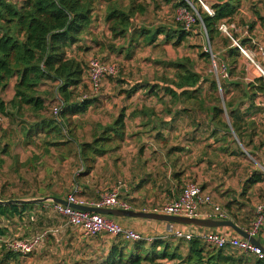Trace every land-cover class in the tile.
Returning <instances> with one entry per match:
<instances>
[{"label":"trees","instance_id":"trees-1","mask_svg":"<svg viewBox=\"0 0 264 264\" xmlns=\"http://www.w3.org/2000/svg\"><path fill=\"white\" fill-rule=\"evenodd\" d=\"M210 1L212 2L210 3ZM260 1L264 3V0ZM193 2L196 4L199 16H196L193 29L186 30L176 20L177 25L169 26L153 25L136 28L132 24L138 16L146 14L151 6L155 10L161 9L164 4H172L176 9L179 6L190 8L185 0H127V2L126 0H0V120L10 119L11 123L20 124L19 131L24 143H34V137L42 134V143L46 147L75 145L83 167L79 176L90 175L99 158L118 152L127 138L126 120H138L144 129L140 133H154L153 139L158 148L153 151V154L156 155L159 149H164V156L175 169L172 172L175 191L173 193L169 188L170 199L177 198L187 182L191 181H186L184 187L180 189L184 183L182 179L184 171L179 170L178 165L182 162L183 156L190 152V149L180 144L168 147L170 137L165 136L166 132L174 131L175 122L183 114H189L190 111L195 110L203 112L209 117V123L213 125L211 136L216 138L218 152L245 156L244 153L247 151H244L243 147L231 148L232 143L236 144V140L232 138V134H227V131L230 133L232 130L239 142L255 156L251 146L256 147L257 150L264 147V138L262 137L259 144L256 145V137L264 135V124L259 118H252L251 115L255 109L256 98L259 95L264 96V77L261 76L250 82L240 78L244 77V71L240 67L244 53L234 44L233 39L238 40L248 52L256 51L257 55L263 57L259 52V46L264 47L263 42L257 40L253 32L258 22L264 31V11L251 7L250 12L256 19L253 17L247 20L241 13L245 0H209L213 15L205 11L198 0H193ZM102 3L105 6L99 8ZM101 10H104L105 22L108 24L112 39L115 41L127 40L128 43L127 46L124 43L122 46L112 43L108 48L120 55L125 53L127 59L133 57L137 47L135 44L138 45V41L141 39L146 45L163 43L178 46L192 34L195 26L200 31L204 30V26L207 37L212 43L221 39L223 46L227 47L222 56L224 61L222 64L226 66L228 76L224 78L219 72L221 66L218 65L217 56L214 57L215 61L213 62H216L218 66L219 81L214 75L215 72L201 74L194 71L191 68L192 61L189 59L162 62L165 67L174 71L173 77L161 78L160 81L156 80L155 82L147 81L143 85L139 82L132 83L134 85L121 95L126 100H133L139 91L144 90L142 96H146L145 98L156 97L159 100L158 102L162 106V110L159 112H167L169 115L166 117L171 116L169 121L164 118L161 123L158 122L157 104L150 103L149 105L154 106L147 107L145 104L137 105L135 103L134 106L137 105V107L134 109L140 110H134L127 114L129 111L123 107L112 123L105 126L98 124L100 131L93 133L91 141L78 142L73 131V127L76 125L75 118L86 113L91 106L100 101L99 95L98 97L96 94H90L84 97L82 94L86 91L91 92L88 65L83 54L90 51L94 44L101 49H105L108 45L107 37L104 36L105 40L103 38L101 40L99 34L94 31L93 24L97 23L95 20L99 18ZM97 11L98 13H96ZM239 18V23L241 20L249 22L246 30L249 32V36H240L238 29L241 25L236 26V21ZM222 23L230 26L229 31L232 37L224 34L219 28ZM161 36L164 37L160 40ZM256 54L255 57H257ZM200 57L209 60L211 54L202 49ZM257 58L259 60V57ZM261 61L264 64V61ZM118 74L105 78L103 82L117 77ZM48 81L56 84V101L51 105V114H47L48 99L43 96L44 91L41 90L42 85ZM12 82L14 83L12 85L14 93L12 98L6 101L2 94ZM114 82L118 83V81ZM123 83L119 80V84ZM231 92L236 94L228 97ZM101 96L105 98L104 95ZM166 97H169L170 100L168 105L165 104ZM247 103L249 106L244 112L242 108ZM175 105L176 110H174ZM56 106L59 108L57 114L54 113ZM27 112L35 115L34 118L38 119L34 122L27 120ZM225 112L230 118V125L224 120ZM190 123L197 128L192 132V135H197L201 125H195L196 122ZM6 136L7 130L3 131L1 135L0 144ZM146 145L154 148V145L150 143H146ZM8 147L9 144L5 143L0 153H8ZM3 163L4 160L0 157V166ZM261 163L264 164L263 161ZM143 165H146V162H143ZM263 175L262 172L255 171L245 180L242 196L246 200L248 199V202L252 197L249 191L254 185L264 181ZM74 181L75 183L79 182V177L74 176ZM77 194L85 199L81 193L77 192ZM43 195L62 198L58 192ZM0 199L7 198L0 197ZM263 201L264 198L260 203ZM47 202L49 203L46 206L52 208V202ZM42 204H0V221L11 220L16 215L22 217L24 212L41 208ZM231 205L232 203H229L222 207L228 212L231 219L241 227L250 230L253 224V222H249L253 214L251 213L254 209L253 205H244L246 208L247 205L252 206V209L244 212L241 219L239 213L233 210ZM43 208L44 206H42ZM7 231V227H0V238L6 237ZM263 232L264 228H260L257 234L260 235ZM80 233L83 235L84 241L86 240L84 244L90 246L81 249L78 252L79 258L72 264H264V259L241 252L237 248L217 247L200 238H192L187 241L176 238L169 232L164 236L150 238L143 236L141 240H131L105 233L96 236ZM107 236H111V238ZM98 241L100 245L96 246ZM34 253L22 254L14 251L9 248L8 241H6L1 244L0 264H21L20 258ZM44 264L71 263L64 258V262Z\"/></svg>","mask_w":264,"mask_h":264},{"label":"rangeland","instance_id":"rangeland-1","mask_svg":"<svg viewBox=\"0 0 264 264\" xmlns=\"http://www.w3.org/2000/svg\"><path fill=\"white\" fill-rule=\"evenodd\" d=\"M193 1V0H191ZM127 2V0H126ZM212 1H210L211 3ZM105 4L102 3L99 8L104 7ZM194 6L196 7V4L194 2ZM251 7L253 9L260 8L262 11H264V3L260 0H245L243 10H246L248 12L251 11ZM176 8L173 7L172 4H164L161 9L155 10L153 6H151L146 14L138 16L133 21L135 22L134 27L138 28L140 26H146L150 27L153 25H177V22H175V14H176ZM98 13V11L96 12ZM193 14H199V11L192 9ZM101 18V20L99 19ZM99 18H97L95 21H97V24L94 25V31H96L99 35V38L104 39L106 36L108 42V45L105 49H101L100 47H97L95 44L93 45V48L88 51L87 53L83 54V58L85 59L86 64L88 65L89 61L92 58H99L101 60H107L109 62L116 63L119 67V74L115 78H110L106 82H103L101 88L97 93L86 91L82 94V96H89L90 94H96L100 101L95 103V105L91 106L89 110L81 115H78L75 118L76 125L73 127L74 131V137L78 142H84V141H91L93 139V133L100 131L98 128V124L101 125H107L112 123L115 118L119 115L121 112V109L124 107L129 111L127 114L131 113L134 110H140V109H134L137 105H143L145 104L147 107L154 106L149 105L151 104H157L160 107L158 108V112L162 110V106L159 100L156 97L152 98H145L146 96H142L144 93V90L139 91L133 98V100H126L123 94L125 90H129V88L134 85L132 83L139 82L141 85L146 83L147 81L155 82L156 80L160 81L161 78L167 79L173 77L174 71H172L170 68H167L164 66L162 62H167L170 60H191L192 69L198 73L206 74L208 72H215L214 75L216 79L219 81L218 73V66L216 67L213 60H212V53L216 56V50L215 43H212L205 32V30L200 31L196 26L195 30L192 31V34L180 45L173 46L172 44H163L160 43L159 45H146L142 39L139 40V44H135L137 47L135 48V53L131 59H127L125 57V53L120 55L116 52H112L108 46L109 44H116V46H122L124 43L126 46L128 45L127 40H113L112 36L110 34L108 24L105 22V13H100ZM247 19V18H245ZM240 18L234 23L236 26H239L240 24L241 28V34H243V31L245 32L248 29V23L241 20V23H239ZM249 20V19H247ZM182 26L181 23H178ZM235 26V27H236ZM224 34H226L224 32ZM243 36H245L243 34ZM164 36L160 37V40ZM221 38V37H220ZM262 39V38H261ZM105 40V39H104ZM219 42H221V39H217ZM90 42V41H89ZM88 42V43H89ZM159 42V41H158ZM263 45H264V41ZM217 46V45H216ZM206 50L211 54V59L206 60L204 58L200 57L201 50ZM214 51V52H213ZM212 52V53H211ZM251 56L255 58V60L259 63H261L264 67V64L262 61L258 60L257 57H255V54L250 52ZM218 60V59H217ZM86 65V66H87ZM217 65V64H216ZM219 65V64H218ZM221 71V69H220ZM119 80L123 81V84H119ZM114 81H118L114 82ZM13 83V82H12ZM5 90V92L2 94L4 99L6 101H9L13 96V88L12 84ZM119 84V85H118ZM55 87L56 84L48 81L44 85H42L41 90L44 91L43 96L47 98L48 103V113L51 114V105L56 101L55 100ZM126 97L127 94L124 93ZM101 95H104L105 98H102ZM92 96V95H91ZM102 98V99H101ZM165 104H169V97H166ZM137 104L134 106V104ZM149 105V106H148ZM144 107V106H143ZM174 110H176V105L174 106ZM154 108V107H153ZM173 110V111H174ZM175 114V111H174ZM169 115L167 112L161 113L159 112L158 122L161 123L163 119L165 118L167 121L171 119L170 117H166ZM35 115H32L30 112H27L26 119L29 121L34 122L38 118H34ZM224 120L230 125V118L228 116V113L225 112L223 115ZM127 123H135L137 124L138 120H126ZM190 122H196L195 125H201L199 130H201L205 136L207 137V140L209 139L216 140L215 137L211 136L213 125L209 123V117L206 116L203 112L199 111H190V113H185L175 122L176 125H178V130L174 132H166V134L169 135L170 139H173V141H169V146H174L178 144H182V141L186 137L187 134L190 132V126H187L191 124ZM167 123V122H166ZM19 125L17 123H11L10 119L0 120V137L3 133V131L7 130V136L4 141H1V148L4 146L5 143L9 144L8 153H0V157L3 158L4 163L2 166H0V197H6L8 200L16 197H31V196H39L44 197L43 194H50L54 191H57L59 193H62L63 195H66V197L73 193L78 191V193H81V195H84V198L86 199L88 195L90 196H96V198H100V195L107 191L109 188L113 187L114 185L118 184L119 181H122L119 179V176L117 174H113V172H110L111 168L109 167V161L102 158L101 161H97L95 170L92 174L87 176H79V173L82 168L81 161L77 155V148L73 144L64 145L60 147H46L42 143V134L40 136L34 137V143H24V139L22 138V134L19 131ZM142 130L140 129V132ZM227 131V130H226ZM222 133V132H221ZM154 134V133H152ZM174 134V135H173ZM227 134H232V138L236 140V144L232 143L231 148H241L243 147V150L247 151L245 152V156H240L241 160H238L236 163L235 161H229L228 158L224 157V161L221 162V159H223V152H218L215 148V145H208L207 151L213 152L214 154H220L219 162H220V169L222 171H225V165H231L232 162V174L231 176H238L235 181L241 180L247 172H255L260 171L264 174V164L261 163V161L264 162L263 152L264 147L259 148L257 150L256 147L251 146V150L255 153V156L252 155L248 149H246L237 139L235 133L230 130V133L227 131ZM174 136V138L172 137ZM143 141L139 143V146L142 144H145V142L150 143L151 145H156L155 140L153 141L148 140L147 136L144 135ZM11 137V140H10ZM264 138V135H258L256 137V145L259 144L260 138ZM232 140V139H231ZM135 139H129L124 142L122 147H128L127 152L129 150H134L136 147H132L134 144ZM167 143V145H168ZM185 144V143H183ZM137 146V152H139V149L144 150L145 156H150L151 153L146 154V150L143 146ZM150 149L153 151L155 150L152 148V146H149ZM48 148V151H47ZM133 153V152H131ZM155 155V154H154ZM99 160V159H98ZM110 160V159H109ZM236 164V165H235ZM98 165V167H97ZM236 167H235V166ZM238 165V166H237ZM97 168V169H96ZM249 168V169H248ZM248 169V170H247ZM117 171V169H115ZM228 172V170H227ZM251 172V173H252ZM74 176L79 177V182L75 183ZM114 176V177H113ZM264 176V175H263ZM242 177V178H241ZM241 178V179H240ZM193 181V180H191ZM186 180L183 185L180 186V189L184 187ZM189 182V181H188ZM195 182V181H193ZM240 182V181H239ZM245 182V180H244ZM256 194L252 195L250 194L251 200L249 199V203L254 202V197L256 198L255 204L253 205V211L252 218L249 221L254 222L256 218V206L260 201L264 198V184L260 185L257 190ZM38 197V198H39ZM37 198V197H35ZM44 203V202H42ZM252 207V206H251ZM247 205V209L251 208ZM252 209V208H251ZM34 216L40 217L38 220H41V225L38 224L37 219L32 220L30 219L27 222V226L25 229V234L20 235V231L18 230L15 234V236H12L8 234L6 237L0 238V251H1V244L5 243L8 240L13 239H28L32 237L33 235L37 234H45L46 238H49V234L54 231V229H60L59 232H54L53 234H57L56 238L52 237V241L50 242L49 246L52 248L57 247L58 249H62V253L60 252H54L53 249L48 254V258H46V261L48 263H57V262H64V258L69 260V263L72 264L77 258L78 254H75L72 252V248H68L69 244L65 243L63 239H61L64 236H67L70 233H76L80 234L78 230H76L73 226H71L67 219L62 216H58L52 208H49L48 205L42 209L37 208L34 209ZM42 216L47 217L51 220L49 222L47 219L42 218ZM35 223V224H34ZM6 222L5 220L0 221V227L3 228L5 226ZM43 224V225H42ZM28 228V230H27ZM261 228H264V225L261 226ZM27 230V231H26ZM28 232V233H27ZM111 238V236H107ZM150 238V237H149ZM262 243L264 244V237L261 239ZM64 241V242H63ZM44 243V242H43ZM34 254H31L27 257L20 258L21 264H42V259H38L39 254L42 252V246L38 251H34ZM42 258V254L40 255ZM15 264V263H14Z\"/></svg>","mask_w":264,"mask_h":264},{"label":"crops","instance_id":"crops-1","mask_svg":"<svg viewBox=\"0 0 264 264\" xmlns=\"http://www.w3.org/2000/svg\"><path fill=\"white\" fill-rule=\"evenodd\" d=\"M103 11L104 10H101L102 13ZM241 13L244 18H247L250 20L254 17L256 19V17L253 15L252 12H248L242 9ZM99 19L101 20V18ZM95 23L96 22H94L93 25L97 24ZM240 29L242 28L240 27L238 29L240 36H243V34L245 35L247 33L248 35H245V36H249L248 31L247 32L243 31V34H241ZM253 33L256 35L257 40L259 41L264 40V31L259 22ZM215 47L217 48L216 56L219 62L218 64L221 66L222 63L224 62L222 60V56H223V53L226 52L227 47H224L223 44L219 41L215 42ZM253 52L254 54H256V51H253ZM256 56L259 57L260 61L261 60L264 61V56L260 57L257 54ZM240 67L244 71V77H240V78L244 81L250 82V81L255 80L256 78L261 77L255 65L251 62V60L245 54H244L242 61H240ZM12 84L14 85V83ZM234 94L236 93L231 92L228 97H231ZM248 106H249L248 103L243 106L242 109L244 112H246V109ZM159 107L160 105L158 106V108ZM259 108H262V109H259ZM251 116L252 118H256V117L259 118L260 121L264 124V96L259 95L256 98L255 109L253 110ZM141 125L142 124L140 121L137 124L135 123V125L134 123H127L126 140L135 139V142L132 145L133 148L136 147L134 150H129V152H127L128 147H122L118 152L114 154L106 155L104 156L105 158L101 157L98 160V161H101L102 158H104L109 161L108 165L111 168L110 172H113V174H117L119 176V179L124 182V187L121 189L122 199L128 201L135 210H143L144 208H149L157 203L162 204V202L166 201L167 199H170L169 197L171 194L169 193V188L172 190L173 193L175 191V181H174V177L172 176V172L175 171V169L172 168V166L168 162L169 160L164 156V149H159L156 155H154L153 154L154 150L152 151L149 146L142 144L140 146H143L145 148L146 154L151 153V155L145 156L144 150L142 148L139 149V152H137V146H139V143L143 141V137H145L144 135L147 136L148 140L153 141V134L140 133V129L144 131ZM187 126H190L191 130L189 134L186 135L181 145H184L185 147L190 149V152H188L187 155L183 156L182 162H180L178 165L179 170L184 171L183 176H182L183 181L185 180L195 181L201 186L204 192L210 193L214 197L215 201L221 204L222 206L232 203L231 208L235 210L237 213H239V215L241 216L240 217L241 219L243 217L242 215L244 214V212L248 210L246 206L244 205L249 203L248 199L246 200V198H243L242 196L244 185H245L244 180L248 178V176L251 174L253 170L250 172V174L249 172H247V174L243 178L241 177L242 179L240 178L241 179L239 180L240 182L239 181L236 182L235 179L238 176L236 177L231 176L232 162L230 166L225 165V169H224L226 170V173H225V171H222L220 169L221 168L220 162H219L220 154H214L213 152L208 153V151L206 150L207 149L206 146L212 145V144H214L216 148L217 146L216 141L212 139H209L208 141L205 134L199 129H198L199 130L198 134L193 136L192 132L197 129L196 126H194V124L187 125ZM177 130H178V125L175 124L173 132L175 133ZM173 135L172 137L174 138ZM165 136L169 138L168 134H166ZM170 141H173V139H170ZM157 148L158 147L154 145V149L156 150ZM222 154H223V159H221V162L224 161V157L228 158L229 161L231 159V161L233 160L236 163L238 162V160H241L239 155H234L231 153H222ZM234 159H238V160H234ZM143 162H146V165H143ZM115 169H117V171ZM262 184H264V181L254 185V187L249 191V193L256 194L257 188ZM53 193H57V191H54ZM48 195H51V193ZM60 195H62V198H66V195H63L62 193H60ZM35 197H39V196L37 195V196H31V197H16V198L31 199ZM247 198L249 197L247 196ZM256 198L254 197V202L252 201L251 205L255 204ZM85 200L87 202L92 203V202L97 201L98 198H96L95 195L94 196L88 195V197ZM47 203L49 202H44L42 206L45 207ZM33 213H34L33 210L31 211L29 210V211L24 212L22 214V217H19L16 215V217H14L11 220L10 219L5 220L6 222L5 227L8 228L7 235L10 234L12 236H15L16 235L15 233L18 230L20 231L19 232L20 235L25 234L27 222L30 220V217L32 220L37 219L38 224L41 225V220H38L40 217L34 216ZM109 217L118 221L123 226L132 228L140 232L146 238L153 237V236H164L168 234V230L171 226L180 227L183 225V224L177 225L175 223L170 224L169 222L146 219V218H135V217H126V216L125 217L109 216ZM42 218L47 219L49 222H51V220L48 219L47 217L42 216ZM200 229L202 231L213 230V231H219L223 233H232V234L235 233L229 227H222V228L200 227ZM59 230L55 228L54 231H52L49 234L48 236L49 238H46L44 243L42 244L41 254H42V260H44L42 261V264L48 263L46 261V258H48L47 255L50 254L52 249H53V253L54 252L62 253V249L60 251V249H58L57 247L53 246L51 248L49 246L52 239H54L52 237H55V238L57 237L56 236L57 234L54 235L53 233L59 232ZM60 233L61 232H59V234ZM259 236L262 239L264 237V232L261 233ZM61 239H63L65 243L69 244L68 248L71 247L72 252H74L75 254H78V252L81 249H84L85 247L90 246L89 244H84L86 240L84 241L83 235H81V233L76 234L73 232V233L68 234L67 236L62 237ZM98 242H96V246L100 245V242L99 243ZM41 254H39L38 259H41V256H40ZM78 258H79V255H78Z\"/></svg>","mask_w":264,"mask_h":264},{"label":"built area","instance_id":"built-area-1","mask_svg":"<svg viewBox=\"0 0 264 264\" xmlns=\"http://www.w3.org/2000/svg\"><path fill=\"white\" fill-rule=\"evenodd\" d=\"M198 1L205 11L213 15V10L210 6L209 0ZM187 3L190 5V8L188 6H179L176 10L175 19L177 22L181 23L186 30H192L194 24L196 23V16H199V14H193L192 9L196 10V7L189 2ZM232 26L234 25L232 24ZM219 28L232 37L229 31V25L222 23L220 24ZM203 29L206 32L204 26ZM233 41L234 44L238 46L255 65L260 75L264 77L263 65L257 62L251 56V54L240 45L238 40L233 39ZM259 52L264 56L263 46H259ZM214 57L215 55L212 53L213 61H215ZM214 64L217 67L216 62H214ZM118 72L119 67L116 63L105 62L99 58H92L88 63V77L91 92L97 93L102 86L103 80L109 76H116ZM219 72L222 73L224 78L228 76V72L224 64L221 65V71L219 70ZM58 110L59 108L56 106L54 108V113L57 114ZM123 187L124 182L119 181L118 184L103 192L100 195V198L92 203L87 202L85 199L79 197L77 194L78 191L69 194L65 199L71 203L77 204H91L100 207L134 209L128 201L122 199L121 189ZM50 202H52V209L56 213L65 217L71 226L79 228L85 235L96 236L98 234L105 233L113 236H121L131 240H141L143 238V235L140 232L123 226L118 221L107 215L76 209L69 205H64L53 201ZM143 210L190 217H213L219 220L230 218L228 212L224 210L222 205L217 203L210 193L204 192L201 186L193 181L187 182L182 193L177 198L168 199L162 204L153 205L149 208H144ZM256 211L257 219L253 222L252 227L249 230L254 235H257L261 226L264 224V201L257 205ZM168 232L176 238L187 241L191 240L192 238H200L217 247L231 246L233 248H237L241 252H246L264 259V251L261 247L254 245L236 232L232 234L213 230L202 231L200 226L194 225H182L180 227L171 226ZM45 239L46 235L41 233L33 235L28 239L18 238L8 240V246L10 249L22 254H30L39 250Z\"/></svg>","mask_w":264,"mask_h":264},{"label":"water","instance_id":"water-1","mask_svg":"<svg viewBox=\"0 0 264 264\" xmlns=\"http://www.w3.org/2000/svg\"><path fill=\"white\" fill-rule=\"evenodd\" d=\"M185 1L193 4L194 6V3L191 0H185ZM132 24L134 26L135 22L133 21ZM47 201H53L56 203L69 205L76 209L101 213L107 216H123V217L126 216V217H135V218H146V219L159 220L169 223L194 225V226L207 227V228L229 227L233 229L237 234L249 240L254 245L261 247L262 250L264 251V244L262 243L261 237L259 235H254L249 231V229L241 227L231 218L219 220L213 217H190V216H182V215L164 214L154 211L100 207L91 204L71 203L65 198L52 196V195L39 197V198L38 197L31 198V199H21V198H12L8 200L0 199V204L6 205L10 203L11 204L12 203L13 204L42 203Z\"/></svg>","mask_w":264,"mask_h":264}]
</instances>
